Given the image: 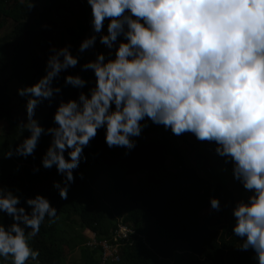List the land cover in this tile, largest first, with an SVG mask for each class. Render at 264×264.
Returning a JSON list of instances; mask_svg holds the SVG:
<instances>
[{"label":"clouds","instance_id":"obj_1","mask_svg":"<svg viewBox=\"0 0 264 264\" xmlns=\"http://www.w3.org/2000/svg\"><path fill=\"white\" fill-rule=\"evenodd\" d=\"M85 3L89 32L75 51L71 43L49 42L42 75L16 87L24 114L15 118L17 141L0 144V158L35 159L41 137L48 136L32 172L54 166L61 179L52 187L67 200L76 176L83 179L74 171L98 130L109 148L122 147L124 155L149 123L175 136L190 134L210 145L225 166L221 171L230 166L241 190L223 203L209 195V212L229 209L234 250L250 251L255 264H264V0ZM35 6L29 0L28 10ZM88 50L93 58L80 63ZM77 65L78 71H69ZM89 71L93 79L84 75ZM68 86L77 94L65 99ZM45 101H58L47 127L36 115ZM46 218L49 224L58 219L47 195H24L19 186L0 183V258L43 264L30 241Z\"/></svg>","mask_w":264,"mask_h":264},{"label":"trees","instance_id":"obj_2","mask_svg":"<svg viewBox=\"0 0 264 264\" xmlns=\"http://www.w3.org/2000/svg\"><path fill=\"white\" fill-rule=\"evenodd\" d=\"M28 3L0 0V32L12 26L0 37V127L6 123L0 144L17 141L15 118L24 114L25 101L12 87L33 83L42 75L49 42L71 43L75 51L89 32L85 0H35L30 10ZM97 48L104 50L99 44ZM91 58L93 51L88 50L80 63ZM78 69L79 65L69 71ZM84 75L93 79L90 71ZM62 91L65 99L77 94L71 86ZM56 103L45 101L37 108L46 127L52 123ZM136 139V147L124 155L122 147L109 148L103 130H98L84 149L87 159L74 171L83 172V179L76 176L67 200L52 187L61 179L54 166L32 172L33 165L40 164L48 136L41 137L35 159L0 158V183L19 186L24 195L41 192L58 208V219L49 224L46 218L30 241L43 264H255L250 251L233 248L237 238L230 234V210L209 212V195L220 196L223 203L241 194L230 166L221 171L225 166L210 145L190 134L175 136L149 123ZM120 222L134 228V242L122 245L119 263L103 262V247L88 246L83 232L89 230L98 242L112 244ZM76 250L80 255L72 261ZM0 264L10 261L0 258Z\"/></svg>","mask_w":264,"mask_h":264},{"label":"built area","instance_id":"obj_3","mask_svg":"<svg viewBox=\"0 0 264 264\" xmlns=\"http://www.w3.org/2000/svg\"><path fill=\"white\" fill-rule=\"evenodd\" d=\"M89 231V230H88ZM136 234V231L129 224H124L120 222L118 229L115 232L114 242L110 244L108 241L98 242L96 236L93 232L89 231L88 233V242L87 245L91 247L102 246L103 247V262H115L119 263L121 260L120 251L123 244H129V242H134L133 235Z\"/></svg>","mask_w":264,"mask_h":264},{"label":"rangeland","instance_id":"obj_4","mask_svg":"<svg viewBox=\"0 0 264 264\" xmlns=\"http://www.w3.org/2000/svg\"><path fill=\"white\" fill-rule=\"evenodd\" d=\"M11 29H12V26L11 25H8L6 28H5V30H3L2 32H0V37H3L5 34H7L8 32H10L11 31ZM16 87L17 86H13L12 87V90H13V92H16ZM18 103V104H17ZM17 105H18V108L20 109V100L18 99L17 100ZM22 108V107H21ZM22 111V110H21ZM23 111H24V109H23ZM6 123H2V125H1V127H0V134H1V136L5 133V130H6ZM84 234H85V236L87 237L88 236V233H89V231L88 230H85V232H83ZM72 253H74V252H72ZM79 255H80V250H76V252H75V254H73L72 255V261H75V260H77V258L79 257ZM78 256V257H77Z\"/></svg>","mask_w":264,"mask_h":264}]
</instances>
